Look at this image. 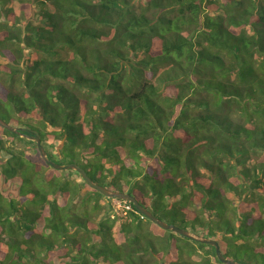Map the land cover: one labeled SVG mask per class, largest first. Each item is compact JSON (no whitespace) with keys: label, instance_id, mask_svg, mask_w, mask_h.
I'll return each mask as SVG.
<instances>
[{"label":"trees","instance_id":"1","mask_svg":"<svg viewBox=\"0 0 264 264\" xmlns=\"http://www.w3.org/2000/svg\"><path fill=\"white\" fill-rule=\"evenodd\" d=\"M0 113L264 264V0H0ZM112 200L0 126V264H223Z\"/></svg>","mask_w":264,"mask_h":264},{"label":"water","instance_id":"2","mask_svg":"<svg viewBox=\"0 0 264 264\" xmlns=\"http://www.w3.org/2000/svg\"><path fill=\"white\" fill-rule=\"evenodd\" d=\"M0 126L7 129L10 132H13V133H15L21 137L27 138V139L35 142V148L38 151L40 157L43 159V161L46 164L51 166L53 169L60 170V171L65 170V169L75 170L81 175L82 179L91 188L95 189L96 191H98L99 193H101L103 196H105L107 198L131 202L133 204V206L135 207V209L137 210V212H139L144 217L148 218L151 222H153L154 224H156L160 228H162L164 230L173 231V232H175V233H177L183 237H186L190 240L213 246L214 250H215V255L221 263H223V264H248V263L239 262L237 260H233V259H229V258L225 257L223 255L221 249H220L218 241H216L212 238L204 237L202 235H199L197 233L192 232L191 230L184 229V228H181L175 224H170V223H167V222L161 220L156 215H154L150 210H148L142 204H140L136 200V198L134 196H132L131 194L126 193V192H120L117 190H112L110 188H107L101 184L94 182L90 178V176L87 174L85 169L82 168L80 165L73 163V162L58 163V162H55V161L49 159L47 156V152L41 143L40 137L35 136V135H27V134L23 133L19 128L10 125L9 123H7L6 121H4L1 118H0Z\"/></svg>","mask_w":264,"mask_h":264},{"label":"rangeland","instance_id":"3","mask_svg":"<svg viewBox=\"0 0 264 264\" xmlns=\"http://www.w3.org/2000/svg\"><path fill=\"white\" fill-rule=\"evenodd\" d=\"M16 10H17V8H16ZM0 118L1 119H3L4 121H6V118L4 117V115L2 114V113H0ZM11 125V124H10ZM23 141L26 143V144H29V142L28 141H26V140H24L23 139ZM18 144H22V142H18ZM57 162V161H56ZM65 163H67V162H65ZM112 203H113V205L115 206V209L118 211V212H120V210H121V208H124L125 207V205H124V203L123 202H120V201H118V200H116V199H113L112 200ZM158 217V216H157ZM158 218H160L161 220H163V221H165V222H167V223H169L168 221H170L169 219H165V218H161L160 216L158 217ZM170 224H175V225H177L176 223H173L172 221H171V223ZM178 226V225H177ZM180 227V226H179ZM156 229H159L158 227H155ZM182 228V227H181Z\"/></svg>","mask_w":264,"mask_h":264}]
</instances>
